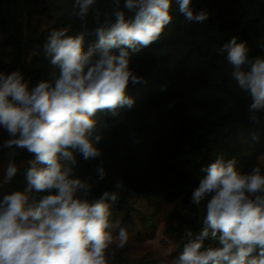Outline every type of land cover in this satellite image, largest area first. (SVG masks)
<instances>
[{
    "label": "clouds",
    "instance_id": "1",
    "mask_svg": "<svg viewBox=\"0 0 264 264\" xmlns=\"http://www.w3.org/2000/svg\"><path fill=\"white\" fill-rule=\"evenodd\" d=\"M184 19L200 24L209 12H196L192 0H176ZM173 0H73L71 25L53 29L43 43L51 70L33 85L17 69L0 71V129L8 160L0 188L23 176L22 190L0 196V264H115V248L129 239L113 219L121 187L89 198L95 187L76 174L78 160L102 156L99 147L123 110L135 107L130 85L147 83L131 67V56L150 48L172 22ZM89 19L94 25L89 28ZM94 43L87 46L89 36ZM231 66L236 88L250 98L249 119L258 126L264 112V56H253L246 40L233 36L216 49ZM167 85L160 90L167 91ZM175 103V102H173ZM254 132L250 138L258 143ZM133 142L138 138L133 136ZM16 150L30 154L16 160ZM98 180L107 176L103 161ZM193 205H203L202 227L186 230L172 264H264V168L244 171L224 153L200 169ZM206 241H214L206 244Z\"/></svg>",
    "mask_w": 264,
    "mask_h": 264
},
{
    "label": "trees",
    "instance_id": "2",
    "mask_svg": "<svg viewBox=\"0 0 264 264\" xmlns=\"http://www.w3.org/2000/svg\"><path fill=\"white\" fill-rule=\"evenodd\" d=\"M109 3L98 0L102 10ZM191 6L196 12L206 9L209 19L200 24L186 21L173 0V20L165 33L131 56V67L147 83L129 86L128 94L136 99L133 109L123 110L116 120L101 117L111 124L99 145L102 156L84 161L76 153V174L91 177L95 185L89 198L114 190L119 181L113 219L146 241L165 212L166 235L178 252L186 230L202 227L203 205L191 200L200 169L220 153L236 157L244 171L264 162V123L258 126L249 119L251 100L236 88L231 66L216 52L237 36L248 42L253 56H264V0H192ZM73 12V0H0V71L19 69L33 85L47 79L51 68L43 43L53 29L71 25L73 32L80 30L82 22ZM88 26H94L91 19ZM95 40L89 36L85 50ZM165 84L167 91H161ZM259 115L264 121V112ZM254 132L260 136L258 143L250 141ZM9 151L0 147L2 173ZM29 158L26 151L16 150L18 164ZM101 161L107 171L102 181L95 171ZM21 182L23 176L18 175L0 188V196L22 190ZM114 251L115 264H159L152 253L135 258L128 249Z\"/></svg>",
    "mask_w": 264,
    "mask_h": 264
},
{
    "label": "rangeland",
    "instance_id": "3",
    "mask_svg": "<svg viewBox=\"0 0 264 264\" xmlns=\"http://www.w3.org/2000/svg\"><path fill=\"white\" fill-rule=\"evenodd\" d=\"M0 139H7V133L2 129H0ZM261 167L264 168V162ZM2 176L3 173L0 170V178ZM21 185H24V182H21ZM137 205L141 206L142 201H137ZM155 224L153 232L149 233L146 241H142L138 233L131 228H125L129 239L121 249H128V253L135 258L145 253H152L159 260V264H172L179 252L174 241L166 235L169 226L165 219V212L157 217Z\"/></svg>",
    "mask_w": 264,
    "mask_h": 264
}]
</instances>
